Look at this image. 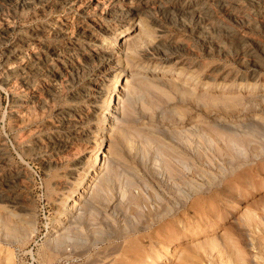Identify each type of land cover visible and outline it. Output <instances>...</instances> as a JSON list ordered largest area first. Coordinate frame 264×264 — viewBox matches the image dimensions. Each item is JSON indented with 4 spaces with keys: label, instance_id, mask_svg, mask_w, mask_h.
Masks as SVG:
<instances>
[{
    "label": "rangeland",
    "instance_id": "1",
    "mask_svg": "<svg viewBox=\"0 0 264 264\" xmlns=\"http://www.w3.org/2000/svg\"><path fill=\"white\" fill-rule=\"evenodd\" d=\"M27 249L264 264V0H0V264Z\"/></svg>",
    "mask_w": 264,
    "mask_h": 264
},
{
    "label": "built area",
    "instance_id": "2",
    "mask_svg": "<svg viewBox=\"0 0 264 264\" xmlns=\"http://www.w3.org/2000/svg\"><path fill=\"white\" fill-rule=\"evenodd\" d=\"M30 249L25 250V252L21 250L16 252L18 264H38V261L33 256V253L30 251Z\"/></svg>",
    "mask_w": 264,
    "mask_h": 264
}]
</instances>
